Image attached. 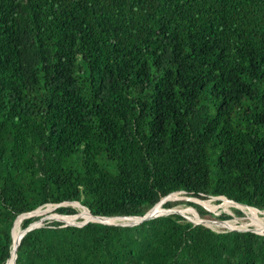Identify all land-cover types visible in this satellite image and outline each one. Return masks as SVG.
<instances>
[{"label":"trees","instance_id":"obj_1","mask_svg":"<svg viewBox=\"0 0 264 264\" xmlns=\"http://www.w3.org/2000/svg\"><path fill=\"white\" fill-rule=\"evenodd\" d=\"M179 191L215 201L186 206L201 217L264 214V0H0V264L38 207L142 216ZM76 207L15 264H264L252 231L64 225Z\"/></svg>","mask_w":264,"mask_h":264},{"label":"bare ground","instance_id":"obj_2","mask_svg":"<svg viewBox=\"0 0 264 264\" xmlns=\"http://www.w3.org/2000/svg\"><path fill=\"white\" fill-rule=\"evenodd\" d=\"M220 198H222V197H220ZM173 199H177V197H174V196H169V197H167V198H165V199H163L162 201H160L158 204H157V206L159 205V204H162V203H166V202H168V201H170V200H173ZM223 199V198H222ZM188 200V199H187ZM226 200V199H225ZM189 201H191V202H195V203H206L207 202V200H201V199H197V198H190L189 199ZM231 203L232 204H236V203H234V202H232L231 201ZM73 207H75V205L76 206H80L78 203H72L71 204ZM236 205H238V204H236ZM156 206V207H157ZM179 206V205H178ZM177 206V207H178ZM238 206H240L241 208H244V206H241V205H238ZM47 208H49V207H52V208H54V206L53 205H47L46 206ZM155 207V208H156ZM155 208L153 209V213L154 214H163V213H168V212H170V211H178V212H180L182 215H184V216H186L188 219H190L191 221H193V222H197V223H202V224H205V225H207L208 227H210V228H212V229H218V228H231V226H228V225H226V222H214V221H210V220H208V219H206V218H204V217H201L197 212H188V211H184V210H180V209H171V210H160V209H156L155 210ZM193 208V207H192ZM42 209H44V208H39V209H37L36 211H34L33 213H32V215L31 216H35V215H37V214H40V212L41 213H43L44 211L42 210ZM76 209L77 210H79L80 211V213H82L84 216H86V218H85V220L87 219V220H89V219H91V216L89 215V213H88V211L86 210V209H84L82 206H80V207H76ZM255 215V216H254ZM254 215H252L251 217H250V220L248 221V223H246V225H249V224H251V226H253V228L255 229V231H264V221L263 220H261V219H258V218H263L264 219V217H262V216H259V215H256V214H254ZM25 217H26V215L25 216H20L19 218H20V220L18 221V223L15 225V223H16V221L19 219H17L16 221H15V223H14V225L15 226H17L16 227V229L14 230V228H15V226L13 225V228H12V238H13V249H12V258H11V260H10V262L8 263V264H13V262H14V258H15V256H14V249L17 247V243L19 242V240H20V238H21V236L23 235L22 233H21V223H22V221L25 219ZM116 219H117V221H119V222H117L116 221ZM135 219L136 218H115V219H113V218H109V219H107V220H105V219H103V221H107V222H110V223H126V222H134L135 221ZM84 220V221H85ZM240 219H238L237 217L236 218H234V219H232V220H230L231 222H235V221H239ZM112 221H114V222H112ZM227 221H229V220H227ZM229 221V222H230ZM246 222V221H245ZM211 225V226H210ZM217 231V230H216Z\"/></svg>","mask_w":264,"mask_h":264},{"label":"rangeland","instance_id":"obj_3","mask_svg":"<svg viewBox=\"0 0 264 264\" xmlns=\"http://www.w3.org/2000/svg\"><path fill=\"white\" fill-rule=\"evenodd\" d=\"M186 194L184 193V195H182V194H180V195H176V196H174V197H177V199H173V200H170V201H175V202H177V204L175 205V206H173L172 208L173 209H180V210H184V211H188V212H196L194 209H192L191 207H186V206H190L189 205V203H192V202H189V199L190 198H193V197H187V196H185ZM188 199V200H187ZM207 199V198H206ZM215 200H217V199H215ZM209 203H215V201H207L206 202V204H209ZM165 203H162V204H159L156 208H155V210L156 209H160V210H166L167 208H164L163 207V205H164ZM194 204V203H193ZM180 206V207H177V206ZM198 205V204H197ZM63 206H72L70 203H64L63 204ZM73 207V206H72ZM42 208H44V209H42L44 212L43 213H45V214H43L42 213V215L41 216H33V217H37V218H39L38 219V221H40V226L42 225V224H44L45 222H50V221H56V219H53V217H54V214H56L55 213V209L53 210V208L52 207H49V208H47V207H44V206H42ZM171 208V209H172ZM238 208H240V209H242V211H245V214H243L240 210H238ZM76 209V208H75ZM77 210V209H76ZM235 210H238V211H240L241 212V215L239 216L237 213H236V211ZM225 211V212H224ZM77 212H79V214H78V216L76 217V218H79V219H82V220H85V218H86V216H84L82 213H80V211H78L77 210ZM208 212V211H207ZM89 213V212H88ZM218 213H219V216L217 215H213L212 213H210V212H208V214L207 215H205L204 216V218H206V219H208V220H210V221H214V222H226V225H228V226H231V228H240V229H247V230H249V229H251V230H255L254 228H253V226H251V224H249V225H246V223H248V221L250 220V217L252 216V215H254V214H250L249 213V211L248 210H246V208L244 207V208H241L240 206H238V205H236V204H232L231 203V205L229 206V207H223L222 209L220 208V210L218 211ZM217 213V214H218ZM227 213H229V214H231V215H234V218H238V219H240L239 221H235V222H231L229 219V221H227V220H221V219H219V217L222 215V214H226V215H228ZM230 216V215H229ZM255 216V215H254ZM262 217L264 216V214L263 215H261ZM184 217H186V216H184ZM187 218V217H186ZM230 218H231V216H230ZM113 219H115V218H113ZM258 219H261V220H263L264 221V219L263 218H258ZM87 220V219H86ZM105 220H107L106 218H105ZM58 221V220H57ZM116 221H117V219H116ZM246 221V222H245ZM61 222V221H60ZM79 222V221H78ZM112 222H114V221H112ZM117 222H119V221H117ZM16 229V228H15ZM14 229V230H15ZM21 230H22V228H21ZM215 230H217V231H226V229L225 228H218V229H215ZM258 232H263V231H258Z\"/></svg>","mask_w":264,"mask_h":264},{"label":"water","instance_id":"obj_4","mask_svg":"<svg viewBox=\"0 0 264 264\" xmlns=\"http://www.w3.org/2000/svg\"><path fill=\"white\" fill-rule=\"evenodd\" d=\"M179 192H182V191H179ZM173 193H175V192H173ZM176 193H177V192H176ZM182 193H185V192H182ZM170 194H172V193H170ZM170 194H169V195H170ZM167 196H168V195H167ZM167 196H165V197H163L162 199H160L155 205H153L149 210H147V211L145 212V214H143L142 216H115V217H101V216H94V215H92V214L90 213V211H89L86 207H84V206H82L80 203L76 202V203H78L80 206H82L84 209H86V210L89 212V215L91 216V219H89V220H85V221H79V222H76V223H65V222H63V223H64V225H75V226H81V225L86 224L87 222H97V223H102V224H107V225H116V226H135V225L141 224V223L144 222V221H147V220H150V219H153V218L159 217V216H166V215H170V214H178V215H181V216L184 217V215H182V214H181L180 212H178V211H170V212H168V213L157 214V215L153 213V209L157 206V204H158L160 201H162L163 199H165ZM220 197H224V196H210L209 198H220ZM224 198H226V197H224ZM228 200H229V199H228ZM229 201H232V200H229ZM232 202H234V201H232ZM72 203H75V202H70V204H72ZM234 203H236V204H238V205H241V206H245V207L253 208V207H250V206H248V205L240 204V203H237V202H234ZM63 204H64V203L53 204V206H54L53 210L56 209V208L59 207V206H63ZM47 205H51V204H47ZM44 206H46V205H44ZM41 207H42V206H41ZM41 207H38L37 209H39V208H41ZM37 209H35V210L31 211V212H28V213L21 214V215L17 216L16 219H17L18 217H20V216H25V215H26L25 218L33 217V216H31V215H32V213H33L34 211H36ZM254 209H255V208H254ZM167 210H171V208H169V209H167ZM256 210H258V209H256ZM258 211H259V210H258ZM262 212H263V211H262ZM57 215H58V214H57ZM62 216H63V215H62ZM64 216H68V215H64ZM105 218H106V219H109V218H136V219H135L134 222H126V223H110V222H107V221H103V219H105ZM184 218H185L187 221L193 223L194 225H195V224H201V225H203V226H205V227H208V226L205 225V224L197 223V222H193V221H191L190 219H188V218H186V217H184ZM16 219H15V221H16ZM53 219H55V218H53ZM15 221H14V223H15ZM58 221H59V220H58ZM14 223H13V225H14ZM13 225H12V228H13ZM37 227H40V225H36V226H32V225H30L29 227H27L26 229H24L23 235L21 236L20 240L22 239V237L25 235V233H26L27 231H30V230H32V229H34V228H37ZM12 228H11V234H12ZM208 228H210V227H208ZM210 229H212V228H210ZM225 229H226V231H252V232L258 233V234H260V235H264V232H257V231H255V230H251V229H249V230H247V229H240V228H225ZM212 230L216 231L215 229H212ZM20 240H19V242L17 243V246L19 245ZM16 250H17V247L14 249V256H15V258H14V262H13V264H15ZM10 253H11V252H10ZM7 260H8V259H7Z\"/></svg>","mask_w":264,"mask_h":264},{"label":"flooded vegetation","instance_id":"obj_5","mask_svg":"<svg viewBox=\"0 0 264 264\" xmlns=\"http://www.w3.org/2000/svg\"><path fill=\"white\" fill-rule=\"evenodd\" d=\"M232 220V219H231Z\"/></svg>","mask_w":264,"mask_h":264}]
</instances>
